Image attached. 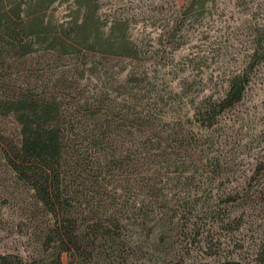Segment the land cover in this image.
Instances as JSON below:
<instances>
[{
  "label": "trees",
  "instance_id": "obj_1",
  "mask_svg": "<svg viewBox=\"0 0 264 264\" xmlns=\"http://www.w3.org/2000/svg\"><path fill=\"white\" fill-rule=\"evenodd\" d=\"M100 1L0 0V166L37 212V250L0 252V264H144L150 248L161 264L264 260L259 238L242 256L222 250L264 195V151L239 190L211 150L247 71L214 98L160 88L152 56L126 21L101 19ZM56 2L72 5L67 20ZM203 7L184 0L161 35ZM257 24L249 66L264 61Z\"/></svg>",
  "mask_w": 264,
  "mask_h": 264
},
{
  "label": "rangeland",
  "instance_id": "obj_2",
  "mask_svg": "<svg viewBox=\"0 0 264 264\" xmlns=\"http://www.w3.org/2000/svg\"><path fill=\"white\" fill-rule=\"evenodd\" d=\"M183 2L101 0L100 16L108 21L114 18L126 21L129 35L152 56L153 68L157 70L154 81L160 88L181 89L187 100L221 96L228 78L247 71L245 96L223 118L226 122L221 127V137L211 149L232 169L227 182L239 185L240 190L241 180L249 174L247 170L254 158L264 151V61L249 66L255 26L257 23L264 26V0H204L202 10L193 8L171 40L168 32L161 34L175 20ZM69 9H72L70 2H56L51 7L58 22L69 18L66 16ZM9 173L0 166V252L31 254L37 250L34 236L37 212L29 206L23 189L14 182L8 187ZM250 210L248 223L242 227L244 231L230 235V242L225 241L223 256H236L234 250L235 254L244 255L238 248L243 244L247 249L252 237L264 241V195ZM234 246L237 249L233 250ZM244 257L245 264H264L263 259ZM161 258L150 248L143 263L161 264Z\"/></svg>",
  "mask_w": 264,
  "mask_h": 264
}]
</instances>
